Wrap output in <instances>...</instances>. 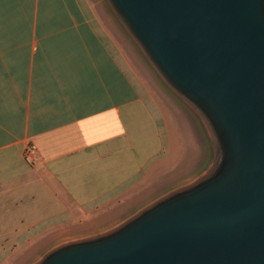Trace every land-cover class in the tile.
<instances>
[{"label":"crops","instance_id":"crops-1","mask_svg":"<svg viewBox=\"0 0 264 264\" xmlns=\"http://www.w3.org/2000/svg\"><path fill=\"white\" fill-rule=\"evenodd\" d=\"M202 138L106 0H0V264L107 230L192 179Z\"/></svg>","mask_w":264,"mask_h":264},{"label":"water","instance_id":"water-1","mask_svg":"<svg viewBox=\"0 0 264 264\" xmlns=\"http://www.w3.org/2000/svg\"><path fill=\"white\" fill-rule=\"evenodd\" d=\"M106 2L203 121L215 158L111 228L33 264H264V0Z\"/></svg>","mask_w":264,"mask_h":264},{"label":"rangeland","instance_id":"rangeland-1","mask_svg":"<svg viewBox=\"0 0 264 264\" xmlns=\"http://www.w3.org/2000/svg\"><path fill=\"white\" fill-rule=\"evenodd\" d=\"M190 110H192V109H190ZM192 114L194 115V117H195V121L197 122V124H198V126H199V128H200V130H201V134H202V141L203 142H207V145L209 146V143H208V137H207V130H206V128H205V126H204V124H203V121L195 114V112L192 110ZM204 139V140H203ZM210 147V146H209ZM209 149V148H208ZM190 152H191V149H186V155H188V154H190ZM190 156V155H189ZM214 158H215V156H214V153H213V148L211 147L210 149H209V156L207 157V159L205 158L203 161H201L200 163H201V165H197V168H196V170H195V176L192 178V179H194L196 176H198L203 170H205L207 167H209L210 165H211V163H212V161L214 160ZM187 160H190V157H188L187 158ZM191 178H186V179H183V180H181L180 182H178V183H176V184H173V186L172 185H167V186H164V188H162V190L159 192V194H157V195H155L154 197H153V199L152 200H149L148 201V203L149 202H151V201H153V200H155L156 198H158V197H160L161 195H163V194H166V193H168L169 191H171L172 189H174V188H176V187H179V186H181V185H183L184 183H186L187 181H190V180H192ZM165 185V184H164ZM145 205V204H144ZM143 206V205H142ZM142 206H140V207H142ZM139 207V208H140ZM136 211V210H135ZM135 211H133V212H135ZM53 247V246H52ZM51 246L50 247H47V248H45V249H43V251L42 252H40V254L37 256V258L36 259H33V260H30V261H27L25 264H33L35 261H37L39 258H41L42 256H43V254L45 253V252H47L49 249H51L52 248Z\"/></svg>","mask_w":264,"mask_h":264},{"label":"built area","instance_id":"built-area-1","mask_svg":"<svg viewBox=\"0 0 264 264\" xmlns=\"http://www.w3.org/2000/svg\"><path fill=\"white\" fill-rule=\"evenodd\" d=\"M35 152H36V149L33 146H29V147H27L25 154L27 157L33 158Z\"/></svg>","mask_w":264,"mask_h":264}]
</instances>
